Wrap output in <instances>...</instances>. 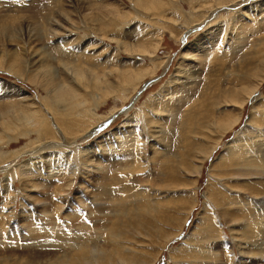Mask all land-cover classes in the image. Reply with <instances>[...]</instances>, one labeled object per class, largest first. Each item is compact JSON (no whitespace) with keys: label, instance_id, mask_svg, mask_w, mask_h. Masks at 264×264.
Masks as SVG:
<instances>
[{"label":"rangeland","instance_id":"obj_1","mask_svg":"<svg viewBox=\"0 0 264 264\" xmlns=\"http://www.w3.org/2000/svg\"><path fill=\"white\" fill-rule=\"evenodd\" d=\"M71 66L117 90L83 88ZM6 110L28 122L8 128ZM233 158L264 170V0H0V264H71L88 234L86 255L112 264L262 263L264 173L223 174Z\"/></svg>","mask_w":264,"mask_h":264},{"label":"bare ground","instance_id":"obj_2","mask_svg":"<svg viewBox=\"0 0 264 264\" xmlns=\"http://www.w3.org/2000/svg\"><path fill=\"white\" fill-rule=\"evenodd\" d=\"M140 1V0H139ZM137 3H138V1H137ZM138 5H140L139 3H138ZM144 5V4H143ZM82 10V9H81ZM90 12V11H89ZM87 14V13H86ZM89 19V18H88ZM90 20H92V19H90ZM234 24V23H233ZM2 27V26H1ZM35 28V27H34ZM34 31V30H33ZM34 33H37V32H34ZM216 34V33H215ZM214 34V35H215ZM35 35H37V34H35ZM36 41V40H35ZM39 41V40H38ZM126 41V40H125ZM208 43V42H207ZM211 44H213V43H211ZM211 44H210V46H211ZM206 45V44H205ZM36 46V45H35ZM131 46V45H130ZM209 46V47H210ZM126 48V50H130V51H134V49H130L129 48V46L127 45V46H125ZM137 49H136V48ZM135 49L136 50H139V51H145V50H143V48L140 46V45H135ZM212 47V46H211ZM206 49V48H205ZM203 50V49H202ZM39 51V50H38ZM204 51V50H203ZM39 53H40V51H39ZM198 57V56H197ZM32 59V58H31ZM41 60V59H40ZM38 61V60H37ZM44 63H45V61H44ZM64 63V62H63ZM16 66V65H15ZM39 66H42V62H41V64L39 65ZM65 66H67L66 64H65ZM76 66V65H75ZM43 67V66H42ZM42 67H40L41 69H42ZM79 67H81V66H79ZM19 69V68H18ZM17 69V70H18ZM68 69H70V68H67L66 67V70H68ZM78 68L77 67H74V66H71V70H72V72L71 73H74L73 74V76L72 77H75V79H76V81L79 83V85H83L84 87L83 88H86V87H89V88H93L94 90H96L97 89V91L99 90L101 93H106V94H108V93H110V91L111 92H114V91H116L117 90V88L115 87V85H116V83H113V82H105L102 78V81L99 79V77H98V74L95 72V71H93L92 69H90L89 70V68H87L88 69V71L89 72H86V73H83V72H81L80 70H77ZM81 69V68H80ZM188 69H190L191 70V68H188ZM194 69V68H193ZM11 70V69H10ZM13 70V69H12ZM51 70V69H50ZM49 70V68H47V71H48V73L49 74H53V72L52 71H50ZM190 70H189V72H190ZM194 72L196 71V69L195 70H193ZM193 71H191V73H189V76L190 75H193ZM17 72V71H16ZM19 72V71H18ZM37 73L39 74V77H40V79L42 80V81H45V83H44V86L45 87H47L49 90L48 91H51L52 92V94H53V98L56 100V101H58V102H63L64 103V106H66L67 104L69 105L70 103H72L73 102V104H75V106H76V102H74L73 100H75V98H76V94H74L70 89H68L67 87H63L61 84H60V82L59 81H57L55 84H54V82H51V78H46V76H47V72L46 71H42V70H39V71H37ZM37 73L35 74L36 76H38L37 75ZM55 73V72H54ZM65 73V72H64ZM89 73H92L91 75L89 74ZM196 73V72H195ZM194 73V74H195ZM18 74V73H17ZM72 75V74H71ZM114 75V74H113ZM119 75V76H118ZM117 76H118V79L120 80V81H122V82H127V81H129L130 79H132L133 78V80H134V77H132L131 75L130 76H126L125 74L123 75V74H117ZM189 76H187V77H189ZM69 77V76H68ZM71 77V78H72ZM184 77H185V75H184ZM46 78V79H45ZM55 78V77H54ZM131 81V80H130ZM36 82V81H35ZM38 82V81H37ZM70 82V81H69ZM191 81H186L185 82V84H188V83H190ZM53 83V84H52ZM58 83V84H57ZM41 84V83H40ZM73 85V84H72ZM175 85V84H174ZM72 89V88H71ZM253 89H251V91L249 92V94H252L253 93V91H252ZM96 91V92H97ZM239 92H241L242 93V90H240ZM173 94V93H172ZM179 97H180V95H179ZM228 98V97H227ZM208 99V98H207ZM170 100V99H169ZM169 100H168V103H169ZM174 100H176V99H174ZM173 100V101H174ZM225 100L226 101H228V99H226L225 98ZM172 101V100H171ZM179 101V100H178ZM176 102V101H175ZM174 102V103H175ZM80 104V103H79ZM177 104V103H176ZM62 106V105H61ZM75 106H74V108H75ZM172 106V105H171ZM77 107V106H76ZM166 107H168L169 109H166ZM176 107V106H175ZM174 107V108H175ZM10 108V107H9ZM67 108V107H66ZM160 108V107H159ZM163 108V110L164 111H167V112H172V110L171 109H173V107H170L169 105H165L164 107H162ZM14 110V109H13ZM210 111V110H209ZM146 114V113H145ZM152 114V113H151ZM206 114V113H205ZM1 116H4V118H6V120H7V127L8 128H12V126H11V121H12V123H14V122H18V121H20V122H23L24 120H22L23 118L25 119V121L26 122H28L27 120L29 119V116H25V115H23V113L21 114V113H16V114H14V113H11V112H9L8 110H6V111H4L3 113H2V115ZM153 116H155V115H153ZM146 117V116H145ZM193 118H191V122H190V124H188V125H190V126H192V122H193V120L195 119L196 120V117L193 115L192 116ZM2 118V117H1ZM162 118V117H161ZM262 118V117H261ZM145 119V118H144ZM236 116H235V118L234 119H232L231 121H222L221 122V124H220V129L222 130V132H225L227 129H229L230 127H232L233 125H234V122H236ZM58 120V119H57ZM152 120V119H151ZM259 120V119H258ZM152 122H154V121H152ZM24 123V122H23ZM148 124V123H147ZM7 128V129H8ZM46 128V127H45ZM193 128V127H192ZM195 128V127H194ZM49 129V128H48ZM220 129H219V131H220ZM194 131H195V129H193ZM186 136V135H185ZM181 137V136H180ZM182 137H184V136H182ZM125 138H126V136H125ZM184 138H186V137H184ZM183 138V139H184ZM119 139V138H118ZM110 140V139H109ZM105 141V140H104ZM113 147V146H112ZM110 149H111V147H110ZM186 150V149H185ZM92 152V151H91ZM127 152V151H126ZM232 152V151H231ZM89 153V152H88ZM87 153V154H88ZM93 153V152H92ZM92 153H91V155H92ZM90 154V153H89ZM123 155H125V154H123ZM128 155V154H127ZM126 155V156H127ZM87 156V155H86ZM96 156H97V154H96ZM90 157V156H89ZM38 158V157H37ZM46 158V157H45ZM86 158V157H85ZM85 161H86V159H84ZM231 161H233L235 164H234V166H232L233 167V169H229V171L227 172V170H226V172L223 170V174H225V175H230V174H235V175H238V176H240V177H242L243 175H247V174H261V173H264V170H262V171H257V170H254V169H251V168H244V166L243 167H241V166H238V165H245V163H242V162H239V161H236V159H230V162ZM239 162V163H238ZM242 163V164H241ZM175 165V164H174ZM64 166H66V167H68L67 165H64ZM65 167V168H66ZM221 167V166H220ZM227 167V166H226ZM225 167V168H226ZM248 167V166H247ZM38 168V167H37ZM17 169V168H16ZM67 169V168H66ZM65 169V170H66ZM226 169H228V168H226ZM20 170V169H19ZM33 170V169H32ZM37 170V169H36ZM60 171V170H59ZM24 172V171H23ZM198 172H199V170H198ZM34 173V172H33ZM26 174V173H25ZM73 174V173H72ZM26 175H29V173L28 174H26ZM102 176V175H101ZM31 177V176H30ZM30 177H28V178H30ZM41 177V176H40ZM25 178V177H24ZM24 178H22V179H24ZM27 178V177H26ZM100 178V177H99ZM32 179V180H31ZM30 179V186H34V182H33V178H31ZM48 179V178H47ZM26 180V179H25ZM46 180V179H45ZM100 180V179H99ZM124 180V179H123ZM240 180V179H239ZM27 181V180H26ZM6 184V183H5ZM258 184H260V183H258ZM7 186V185H6ZM9 186V185H8ZM2 187V186H1ZM89 187V186H88ZM133 188V187H132ZM28 189V188H27ZM30 189V188H29ZM28 189V191H30ZM122 189H123V191H125V192H129L130 191V185H123L122 186ZM61 191V190H60ZM119 191V190H118ZM110 192V191H109ZM89 193V192H88ZM92 193H93V195L96 193V191L94 190V191H92ZM107 193V192H106ZM29 196H30V194H29ZM28 196V197H29ZM32 196V195H31ZM30 196V197H31ZM32 198V197H31ZM26 199V198H25ZM79 199V198H78ZM28 200V199H27ZM254 200V199H253ZM257 200H258V204H261V206H263L262 208H264V197H261L260 199H258L257 198ZM3 201V200H2ZM1 201V202H2ZM21 202V201H20ZM78 202V201H77ZM3 203V202H2ZM37 203V202H36ZM42 203V202H41ZM256 203V202H255ZM23 204V203H22ZM83 204V203H82ZM257 204V203H256ZM79 205H80V203H79ZM121 205V204H120ZM126 206V205H125ZM42 207V206H41ZM251 207V206H250ZM259 207V206H258ZM117 208V207H116ZM228 208V207H227ZM76 209V208H75ZM259 209H260V207H259ZM71 210V209H70ZM229 210V209H228ZM230 211V210H229ZM38 215V214H37ZM260 215V214H259ZM9 216H12V214L10 213V215ZM78 216V215H77ZM228 218V217H227ZM233 217H231V219H232ZM7 219V218H6ZM5 218L4 219H2L3 221H5L6 220ZM18 219V218H17ZM21 219H24V218H21ZM48 220H49V218H47ZM51 220V219H50ZM233 220V219H232ZM16 222V221H15ZM37 222V221H36ZM47 222V221H46ZM48 224H51V226H54V228L55 227H58V225H61V227L60 228H62V226H63V224H56V223H53L52 221H49V222H47ZM26 224V223H25ZM38 223H36V225H37ZM140 224V223H139ZM40 225V224H39ZM39 225H38V227H37V229L38 228H40L39 227ZM115 225V224H114ZM35 226V225H34ZM113 226V225H112ZM259 226V225H258ZM30 227V226H29ZM63 227H66L67 229H70L69 228V226L65 223V225L63 226ZM71 227H72V225H71ZM114 227V226H113ZM43 228V227H42ZM53 228V227H52ZM59 228V229H60ZM65 228V230H67ZM25 229V228H24ZM64 229V228H63ZM85 229H87V227H85L84 228V230ZM259 229V228H258ZM46 230V229H45ZM61 230V229H60ZM65 230H63V231H65ZM75 230L76 229H73V233L72 234H66V233H64L65 235H63L64 237H62V235H61V237L63 238H61L62 240H64L65 242H66V244L68 243V244H71V245H75V242H76V240L77 239H79L80 237H79V232L78 233H76L75 232ZM88 230V232L89 231H91V230H89V229H87ZM244 230V229H243ZM260 230V229H259ZM115 231V230H114ZM45 232V231H44ZM62 232V231H61ZM94 232V231H93ZM120 232V231H119ZM244 232V231H243ZM259 232H261V230L259 231ZM10 233V232H9ZM59 233V232H58ZM95 233V232H94ZM116 233V232H115ZM114 232H113V234H115ZM262 233H263V235H264V231H262ZM40 234V232H38L37 230H36V227H33V228H31L30 229V231L29 230H27L26 232H23V234H21V236L23 237V238H33V239H36V236L38 237V235ZM55 234V233H54ZM54 234H53V236H54ZM85 234V232L83 233V235ZM111 234V233H110ZM10 235H13V234H10ZM88 235H90L91 237H89V238H85L86 240H85V243L83 244V245H81V247H80V249L77 251L78 253H79V255H77L76 257H71L70 259H69V261H70V263L71 264H89L91 261H93L94 259H95V257H96V255L95 254H93V253H96L95 251H98V249L96 250H94V252L92 253V254H90V251L92 252V249L89 251V255L87 254L86 255V253H87V250L88 249H90V247H94V248H97L95 245H93V244H91V242L93 243V240H95L94 239V236H92L93 234H88ZM243 235H244V233H243ZM14 236H16V237H18V235L17 234H15ZM58 236H59V234H58ZM58 236H56V234H55V237H57V239L59 238ZM44 237V236H43ZM43 237H42V239H43ZM52 237V236H51ZM82 237V236H81ZM252 237V236H251ZM254 237V236H253ZM264 237V236H263ZM113 238V237H112ZM9 239H13V238H11L10 236H9ZM41 239V240H42ZM56 239V238H55ZM74 239H76V240H74ZM81 239V238H80ZM114 239V238H113ZM259 239V238H258ZM83 240V239H82ZM57 241V240H56ZM79 241V240H78ZM32 242V241H31ZM49 242V241H48ZM51 242V241H50ZM114 242L115 243H117L115 240H114ZM52 243V242H51ZM114 243V244H115ZM57 244V243H56ZM63 244V243H62ZM81 244V243H80ZM90 245V246H88L87 247V245ZM118 244V243H117ZM262 244V243H261ZM69 246V245H68ZM87 247V248H86ZM125 247V246H124ZM115 248V247H114ZM123 248V247H122ZM85 251L84 253H82V254H80V252L81 251ZM133 250V249H132ZM251 249H249V251H250ZM126 251V250H125ZM256 251V250H255ZM127 252V251H126ZM250 252H253V251H250ZM136 253H137V251H136ZM248 253V252H247ZM116 254V253H115ZM129 254H130V252H129ZM75 255V254H74ZM137 255V254H136ZM261 255H262V253H261ZM73 256V255H72ZM130 256H133V255H130ZM251 257V256H250ZM125 258V259H124ZM124 258H121L120 256H119V259H120V264H131L130 263V260L131 259H129L128 257H124ZM248 258V257H247ZM114 252L113 251H111V252H109V253H106V254H101V256H99V257H96V264H98V262L100 263V262H103V261H107V262H109V261H111V264H112V262H114ZM127 259V260H126ZM174 259V258H173ZM254 259H256V258H254ZM252 260L251 261V263H254V262H256L257 263V260L259 259H257L256 261L255 260ZM129 260V261H128ZM133 260V259H132ZM118 261L119 260H117L116 262H115V264H119L118 263ZM248 261H250V259L248 260ZM247 261V262H248ZM259 261H261V260H259ZM262 262V261H261ZM264 262V261H263ZM262 262V263H263ZM93 263V262H92ZM134 263V262H133ZM212 263V262H211ZM248 263H250V262H248ZM250 263V264H251ZM262 263H259V264H262ZM68 264V263H67ZM95 264V263H94ZM101 264V263H100Z\"/></svg>","mask_w":264,"mask_h":264}]
</instances>
